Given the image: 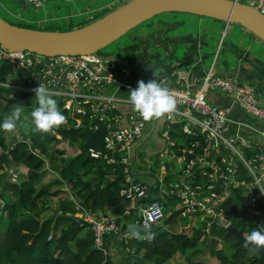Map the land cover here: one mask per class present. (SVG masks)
I'll return each instance as SVG.
<instances>
[{
  "label": "built area",
  "instance_id": "built-area-1",
  "mask_svg": "<svg viewBox=\"0 0 264 264\" xmlns=\"http://www.w3.org/2000/svg\"><path fill=\"white\" fill-rule=\"evenodd\" d=\"M231 1L248 5L264 16V0ZM25 2L39 10L47 1ZM2 62L15 66L16 80L0 82V88L10 91V96L35 93L33 89L43 84L51 98L61 103L59 108L66 114L63 125L68 129L83 126L96 131L95 120L104 128L103 152L89 149L86 155L122 172L125 178L120 195L126 202L123 216L131 222L126 225L118 217L87 211L70 198L75 216L89 225L94 247L104 255L107 237H116L123 246L137 239L124 227L147 224L151 230L163 225L165 207L168 214L177 212L176 222L180 217L188 218L186 227L191 228L198 219L206 223L207 231L213 224L226 229L231 223L225 219L223 206L238 188L244 190L245 216L260 218V208L264 207V106L250 84L220 76L213 67L190 82L188 70L178 69L173 81L160 77L157 80L176 99L175 109L160 118L143 121L128 101L129 89L143 80L142 72L130 67L127 60L108 61L97 54L43 57L0 47ZM150 80L146 76L145 83ZM210 93L226 98L251 119L236 122L240 130L248 131L247 137L230 134L232 109L211 103ZM152 136L158 138L161 147L154 161L142 159L140 168L135 167L142 142ZM165 155L169 163L160 162ZM145 165L148 169L159 168L158 179L141 169ZM9 172L15 182L16 169ZM141 235L142 240L150 236L144 231Z\"/></svg>",
  "mask_w": 264,
  "mask_h": 264
},
{
  "label": "trees",
  "instance_id": "trees-1",
  "mask_svg": "<svg viewBox=\"0 0 264 264\" xmlns=\"http://www.w3.org/2000/svg\"><path fill=\"white\" fill-rule=\"evenodd\" d=\"M111 7L110 9L115 8ZM106 9L101 14L102 17L107 14ZM14 71V65L2 62L0 82L15 81ZM0 94H5L2 113L6 116L11 114L16 104L23 105L22 114L38 107L33 94L10 96L12 93L3 91L2 88ZM57 106L59 108L61 103ZM61 113L66 117L65 111ZM80 128L68 129L61 125L45 134L36 132L33 126L28 137H22L6 153L9 144L0 136V264H115L110 256L94 247L89 225L75 216L77 212L70 198L73 197L87 211L118 217L119 222L124 221L128 225L131 219L123 216L126 202L120 195L125 177L119 169L108 166L102 160L91 159L80 153L64 157L61 151L55 150L62 143L81 150L86 136ZM20 165L27 169L26 174L19 175L18 180L12 182L9 171L15 172ZM48 169L58 178L43 184L42 180L48 174ZM52 185L59 188L51 190ZM243 194L242 188L234 190L223 208L225 219L232 226L238 219L240 227L237 229L244 228L248 235L253 230L255 218L245 216ZM56 197L58 200L53 214L45 215L51 208L50 199ZM167 203L170 201L167 200ZM260 209L261 216L257 219L259 227L264 225V208ZM163 212V225L151 227L148 239H131L124 245L134 259L132 264H169L176 254L183 256L185 264H204L195 259L199 244L211 246L208 248L209 255L218 264H246V256L254 252L248 249L245 254V245L236 244V239L230 237L225 241L232 243L234 253L227 257L222 248L212 246L214 238L224 240L226 235V230L215 224L211 225L209 231L204 222L200 229L193 232L191 229L168 232V226H177L178 222L174 220L178 214H168L166 207ZM124 228L129 232L128 226ZM84 231L85 234L82 235ZM254 254L258 256L255 252ZM249 264L264 262L253 257Z\"/></svg>",
  "mask_w": 264,
  "mask_h": 264
},
{
  "label": "rangeland",
  "instance_id": "rangeland-1",
  "mask_svg": "<svg viewBox=\"0 0 264 264\" xmlns=\"http://www.w3.org/2000/svg\"><path fill=\"white\" fill-rule=\"evenodd\" d=\"M127 1H130V0H125V1L120 0L119 2H115V0H56L55 3L59 7V9L54 11L53 14L56 15V14L62 13V16L65 18L56 22V23H44L42 25L43 27H40V24H38L36 21L39 20L40 17H42L49 8H51L50 7L51 3L46 2V4L42 8H40L39 10H35L32 6L28 5L27 3H26V8H24L20 4V0H0V18H2L3 20H5L9 23L20 25V26H26V27L35 28V29H48L49 28V29H54V30H60V31H53V32H65L66 30H69V28H71L70 26H75V27H77L79 25L82 26V25H86V24L90 23L91 21H94L95 19H97L98 17L101 16V14L104 12L105 8H107L105 12L108 13L109 11L112 10V9H110V8H112L111 5H113V7H115V8H117L122 3H125ZM160 22H161V25L169 24L170 27L175 26L177 28L176 30L181 32V33H187L189 31L193 30V32L195 34L196 29H197V31H199V33L204 38H207L208 39L207 47H202L200 49V52H201L200 56L201 57L205 58L207 55V58L204 59L206 68H209L212 65V62L214 60L217 63L216 68H218L224 61L227 62L228 67H230V68L234 67L236 60L233 56H227L226 51H224L225 44H229L230 42L231 43L233 42L234 44L239 45L241 40L244 39L245 42L242 45L246 46L247 42H249L248 38L252 37V36H250L251 34L249 35L248 32H247L248 33V35H247L245 30H243L237 24L230 23L228 25L230 29H228V31H227L225 28L223 29L222 25L212 24L215 22H213V20H211V19L200 18V17L186 15V14L177 13V12H175V13H163L161 15H158L156 17L151 18L150 20H148V21L142 23L141 25H139L138 27L134 28L133 30L128 32L126 35H124L123 37H121L117 41L113 42L109 46H107L104 49H102L101 51H99L98 55L101 57H104V58L111 57V58H117V59L123 60V61L127 60L128 63L130 61V63H129L130 67L141 70L142 79L144 82L146 80V76H148L150 79H156L157 80V78L160 75V68L153 67L152 69L154 71L152 73V72H148L147 68H144L143 66L141 67V65H138V64L132 65L131 64V63H138L139 61H137L136 59H133V53H132L130 47H131V45L136 44V43H134V41H132V39L134 37H137V36H140V35L146 33V31H148L151 27H152V32H153L154 30H156L159 27L156 24H158ZM160 28L164 30L163 27L160 26ZM203 28H205V29H203ZM205 30L207 31V33H205ZM223 31H224V35H222ZM244 33H245L246 37H245ZM169 34L171 35V34H173V32H170ZM221 36H222V38H221ZM211 38H212L213 42L210 41ZM220 38L222 40L220 42V45L218 46V41L220 40ZM260 43H261V47H258V48L255 47L251 50V52H253L257 48L259 51V53L257 55H259V57L264 59V44L261 41H260ZM212 45L214 47L213 49L211 48ZM152 46H153V44H152ZM137 48H138V46H137ZM154 50H155V52H157L158 55H160L159 57H160V59L163 60V62H167L168 57H166V58L164 57L166 52L164 49H162L161 46H156ZM173 50H174L173 48H169V52H172ZM175 50H176L177 56H178V54H180V52L183 49L181 46H179ZM215 53H217V56L214 57ZM15 74H16V71H14V76H15ZM2 90L5 91L4 89H2ZM32 94L34 95V98H35V93H32ZM5 101H6L5 100V94H0V122L1 123L4 121V119L6 117V115H4L2 113V109H3V106L5 104ZM30 113H31V110H30V112L22 114L21 119L19 121H17L16 129L13 132H6L3 130H0V134L4 133L6 135H10L12 133L14 134L17 131L16 134L19 136L20 135L19 131L22 130L23 137L24 138L28 137V133H29L30 129L33 128V125L30 123V118H29V121H25L23 117L25 115H30ZM13 136H15V134ZM154 137L153 138L151 137L144 144V146L141 148V150L139 151V157H137V159H136L135 167L138 166L140 162L143 163L142 159L148 160V161H154V157L152 154V152H153L152 149L155 148ZM27 140H28V138H27ZM82 143H83V140H82ZM55 150L61 151V153L63 154L64 157H70V156H75V155L79 154L78 148L71 147V146L67 145L66 143H62L60 145H57ZM169 161H170L169 156L165 155V156H163V158L161 159L160 162L169 163ZM173 166L177 167L176 164H173ZM141 169L147 175H152L151 178L158 179L159 174H160L159 168L152 167L151 169H148V167L145 165ZM173 178H174V176L172 177V179ZM54 180H56V175L53 174L51 170H49V173L44 177V182L48 183V182H52ZM142 180H146V181L150 182L149 178H144ZM174 181H175V179H174ZM58 188H59V186L52 185L51 190H55ZM57 200H58V197L50 199L51 208L49 211L46 212L45 215H51L53 213L55 203L57 202ZM196 218H198V217H196ZM187 219L188 218L180 217V220L176 226V229L167 228L166 231L171 232V233H177V231L179 232L181 230H190L191 229L190 231L193 232L194 230H198L201 228L202 221H199L198 219L192 223L191 228L186 227L185 222ZM234 226H235V228L240 227L238 219H236L234 221ZM245 236L247 237L246 234H245ZM212 238H214V237H212ZM203 240H204V238H202V241ZM214 245L216 248L218 247V249L222 248L223 252L226 254L227 257L231 256L234 253V248L232 247V243L229 241H224V240H221L219 238H214L212 246H214ZM221 245H223V247H221ZM210 247L211 246L207 247V245L205 246L204 244H199L197 247L198 252L195 255V259L203 262L204 264H218L217 263L218 261L215 258L210 257V255H209L208 248H210ZM246 257L247 258H245V263L249 264V260L251 258L255 257V254H254V252H250ZM172 261H173V263L169 262V264H185V261H184V259H182V257H179V259H178L179 262L175 259V257L172 259Z\"/></svg>",
  "mask_w": 264,
  "mask_h": 264
},
{
  "label": "water",
  "instance_id": "water-1",
  "mask_svg": "<svg viewBox=\"0 0 264 264\" xmlns=\"http://www.w3.org/2000/svg\"><path fill=\"white\" fill-rule=\"evenodd\" d=\"M20 4L26 7L24 0H20ZM199 7L211 8L218 16L201 14L190 9ZM175 12L210 17L223 20L226 23L237 24L264 44V16L256 9L245 4L231 0H130L103 17L79 29L67 32L20 28L0 18V47L14 52L26 51L43 57L98 55L99 51L142 23L163 13ZM190 64L188 62L175 65L169 71L168 77L176 70L188 67ZM93 123L98 126L96 131H89L83 126L80 128L87 136L79 152L80 154L86 155L89 149L103 152L105 130L97 120ZM149 199L148 196L146 201H149ZM258 228V222L255 219L253 229ZM225 230L224 241L232 237L236 239V244L245 245L244 228L237 229L229 225ZM248 249L250 248L245 245L243 248L245 254ZM254 252L258 255L255 256V259L263 263L264 249Z\"/></svg>",
  "mask_w": 264,
  "mask_h": 264
},
{
  "label": "crops",
  "instance_id": "crops-1",
  "mask_svg": "<svg viewBox=\"0 0 264 264\" xmlns=\"http://www.w3.org/2000/svg\"><path fill=\"white\" fill-rule=\"evenodd\" d=\"M46 1L48 3H51L50 4L51 8H49L46 11V13L42 17H40L39 20L36 21L38 24H40V27H43L42 25L44 23H56V22L65 18L62 16V13L56 14V15L53 14L54 11L59 9V7L55 3L56 0H46ZM119 1L120 0H115V2H119ZM122 1H125V0H122ZM111 6H113V5H111ZM24 8H26V7H24ZM182 14L196 16V17H200V18L211 19V20H213V22H215L212 24L222 25L223 29L225 28L227 31H228V29H230L228 26L230 23H226L223 20L199 16V15H194V14H188V13H182ZM156 25L159 27L156 30H154L153 32H152V27H151L148 31H146V33H144L140 36L134 37L132 39V41H134V43H136L135 45H131V47H130V49L133 53V59H136L137 61H139L138 63H131L132 65H134V64L141 65V67L143 66L144 68H147L148 72H152V73L154 71L152 69L153 67L160 68L159 77L165 78V79H170L173 81L175 78V75L173 73L171 76L168 77L169 71L175 65H178L180 63L190 62L191 64L188 67L181 68V69L188 70L190 82H192L195 78L203 76L207 70H209L211 67H213L214 72L220 76H232V77H235L241 83L250 84L254 88L255 93H256L257 97L259 98L261 105L264 106V59L259 57V55H257L259 53L257 48L261 47V43L257 38H255L254 36L249 34L253 38L252 37L248 38L249 42H247L246 46L242 45L245 42L244 39L241 40L239 45L234 44L233 42L232 43L230 42L229 44H225L224 51H226L227 56H233L236 60L234 67H231V68L228 67L227 62L224 61L218 68H216L217 63L214 60L212 62V65L209 68H206L204 59L207 58V55L205 58L201 57L200 56V53H201L200 49L202 47H207L208 39L204 38L199 33V31H197V29H196L195 34H194L193 30H191L187 33H181V32L176 30L177 28L175 26L170 27L169 24L161 25V22H160ZM83 26L84 25H82V26L79 25L77 27L70 26L71 28H69V30H66L65 32L76 30V29H79ZM160 26L163 27L164 30L161 29ZM203 29H205V28H203ZM38 30H41V31H60V30H54V29H49V28L48 29H38ZM224 31L222 32V35H224ZM170 32H173V34L170 35L169 34ZM205 33H207L206 30H205ZM244 35H245V33H244ZM247 35H248V33H247ZM245 37H246V35H245ZM221 38H222V36H221ZM221 38L218 41V46L220 45V42L222 40ZM210 41L213 42L212 38ZM152 44H153V46H152ZM137 46H138V48H137ZM156 46H161L162 49L165 50L166 53H165L164 57L165 58L168 57L167 62H163V60L160 59V57H159L160 55H158L157 52H155L154 49ZM179 46H181L183 50L177 56V52L175 49H177V47H179ZM255 47H257L256 50L251 52V50ZM169 48H173L174 50L172 52H169ZM211 48L212 49L214 48L213 45ZM215 56H217V53H215L214 57ZM106 58H110V59H106L108 61L109 60H119L117 58H111V57H106ZM129 63H130V61H129ZM159 77L157 78V80L160 79ZM209 100L211 103L219 105L221 107H231L232 112L230 113L229 119H230V121H233V122L229 125L230 134L235 135V134L239 133L243 137L248 136V131L240 130L236 125V122L238 120H248V121L251 120L249 117H247L245 115V113L239 107H237L235 105H231V103L226 98L220 96L218 93H210L209 94ZM19 132H20L19 136L16 134L17 131L14 133L15 136H13L14 135L13 133L10 135H6L4 133L0 134V136H2V138L4 139L5 143L9 144L8 148H6L7 150H5V153L8 150L12 149L16 142H19L20 140H22V137H23L22 130H20ZM153 137L154 136H152V138ZM150 138L151 137H148L146 139L145 143ZM251 140H253V138ZM154 142H155V148L152 149L153 150V152H152L153 157H154V155H156V151L161 148L160 144L158 142V138L154 137ZM145 143H144V141L142 142L141 148L144 146ZM16 171H17L16 180H18L19 175L26 174L27 169L24 166L20 165L16 168ZM52 173L55 174L53 171H52ZM57 178L58 177L56 175V179ZM42 183L47 184L44 182V178L42 180ZM47 211H49V210H47ZM168 228L176 229L175 226H168ZM83 234H85V231L82 233V235ZM104 246H105L104 248L106 250L107 255L110 256L111 260L115 264H132L134 262V259L131 256V253L128 252L127 248H125L123 246V242L120 241L119 239H117L116 237H112V236L107 237L104 241ZM221 247H222V245H221ZM174 257L177 261H178L179 257H182V259H183V256L181 254H176ZM172 259L169 262L173 263Z\"/></svg>",
  "mask_w": 264,
  "mask_h": 264
},
{
  "label": "clouds",
  "instance_id": "clouds-1",
  "mask_svg": "<svg viewBox=\"0 0 264 264\" xmlns=\"http://www.w3.org/2000/svg\"><path fill=\"white\" fill-rule=\"evenodd\" d=\"M35 99L38 107L30 113V123L38 133H49L66 122V117L57 106V101L48 94L43 84L35 89ZM128 101L133 110L139 114L143 121H151L160 118L166 113L175 109L176 99L171 95L168 88L162 86L156 79H151L145 83L138 81L137 86L129 89ZM23 105L16 104L10 115L6 116L0 123V130L13 132L16 129L17 121L21 119ZM25 121H29V115H25ZM141 231L151 235L150 226L130 225L129 234L134 238L143 239ZM245 245L252 251L264 249V225L258 229L251 230L245 239Z\"/></svg>",
  "mask_w": 264,
  "mask_h": 264
},
{
  "label": "bare ground",
  "instance_id": "bare-ground-1",
  "mask_svg": "<svg viewBox=\"0 0 264 264\" xmlns=\"http://www.w3.org/2000/svg\"><path fill=\"white\" fill-rule=\"evenodd\" d=\"M190 9L197 13L218 16L217 13L213 9L208 8V7H199V8H190Z\"/></svg>",
  "mask_w": 264,
  "mask_h": 264
}]
</instances>
